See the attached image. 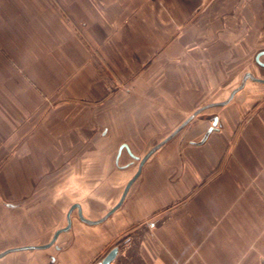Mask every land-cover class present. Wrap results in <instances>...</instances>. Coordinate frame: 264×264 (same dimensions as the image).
Here are the masks:
<instances>
[{
    "label": "crops",
    "instance_id": "1",
    "mask_svg": "<svg viewBox=\"0 0 264 264\" xmlns=\"http://www.w3.org/2000/svg\"><path fill=\"white\" fill-rule=\"evenodd\" d=\"M222 3L0 0V193L9 201L36 188H92L88 209L81 200L69 209L100 219L139 159L207 106L152 153L105 220L85 223L75 208L60 234L71 242L57 245L59 235L38 249L57 250L45 264H96L107 244L118 247L109 264H264V102L233 104L247 80L212 105L241 83L223 69ZM213 114L218 129L193 143ZM58 201L45 198L40 211Z\"/></svg>",
    "mask_w": 264,
    "mask_h": 264
},
{
    "label": "rangeland",
    "instance_id": "2",
    "mask_svg": "<svg viewBox=\"0 0 264 264\" xmlns=\"http://www.w3.org/2000/svg\"><path fill=\"white\" fill-rule=\"evenodd\" d=\"M222 2V11L219 16L221 25L218 26V31L224 39L222 43L224 71H236V75L230 74L228 78L236 76L238 84L246 72H252L255 76L264 78V67L258 65L254 60L256 53L264 49V0H222ZM262 59L264 60V56ZM228 78L226 77L225 80ZM228 93L227 90L225 95ZM254 99H256L255 103L257 100V103L260 104L264 102V85L249 79L246 87L235 97L233 104L236 105V102L244 101L245 106L247 103L252 104ZM35 190L16 201H9L0 193V252L13 246L49 242L54 232L67 224L66 214L71 201L81 200L88 209L90 204L86 200L92 198L93 189L64 187L58 188L56 195H53L50 188H47L46 191L43 189L41 193L37 188ZM55 196L59 201L52 203L51 208L47 207L46 214L41 212V202L45 198L54 199ZM6 203H13L15 206L9 207ZM98 205L102 206V204L94 206L91 203L93 207ZM77 216V210H75L73 214L75 221ZM117 228L120 229V227ZM65 234L60 235L56 242L57 245L62 243V246L66 247L71 242L69 238L62 241ZM8 245L9 247L5 248ZM111 246L113 244H107L93 263L101 261ZM55 253H57L55 247L48 251L31 249L17 253L10 252L0 260V264H22V262L23 264L28 262L45 264L49 260L48 255ZM7 259L8 262L5 261Z\"/></svg>",
    "mask_w": 264,
    "mask_h": 264
},
{
    "label": "water",
    "instance_id": "3",
    "mask_svg": "<svg viewBox=\"0 0 264 264\" xmlns=\"http://www.w3.org/2000/svg\"><path fill=\"white\" fill-rule=\"evenodd\" d=\"M264 53V51H260L257 53L256 55V59L257 61H259V57ZM260 65L264 66V63L262 62H259ZM249 79H252L254 81H257V82H264V79L263 78H259L257 76H255L253 73H246L243 78H242V81L241 83L239 84V86H237L229 95V97L224 100V101H221V102H218L217 104H212V105H224V104H227L234 96L235 94L244 87V85L246 84L247 80ZM207 106L205 107H202V108H199L198 110H196L191 116H189L180 126H178L174 132H172V135H174L177 131L180 130L181 126L183 124H185L186 122H188L189 120L193 119L199 112H201L203 109H205ZM218 122V116H215L214 117V120L212 122V124L207 128L206 132L204 133L203 135V138L198 141V142H194L193 143H202L203 141H205L207 138H208V135L209 133L215 129V126ZM170 137V136H169ZM166 138L165 140H163L162 142L158 143L157 145H155L143 158H141V161H140V164H139V168L136 172V174L134 175L133 179L130 180V182L128 183L127 187L125 188L124 192H123V195L121 197V200L113 207L111 208L106 214L105 216H103L102 218L100 219H97V220H92V219H89V218H86L83 213H82V208H81V205L80 204H74L71 206V208L69 209L68 213H67V224L61 228H59L58 230H56L51 238V240L47 243H44V244H35V245H23V246H17V247H11V248H8V249H5L3 250L2 252H0V258L7 255L8 253L10 252H13V251H18V250H30V249H46V248H49L50 246H52L53 244H55V242L57 241L59 235L63 232V231H66L70 228L71 226V213L72 211L75 209V208H78L79 209V217L80 219L85 222V223H88V224H97V223H100L102 222L103 220H105L111 213H113L117 208H119V206L121 205L123 199H124V196L126 195L129 187H130V184L132 183V181L134 179L137 178V176L140 174L141 172V169H142V166L144 164V162L148 159V157L154 152L155 149L159 148L160 146H162L168 139ZM123 146H126L128 148V146L126 144H123L121 147ZM132 154V153H131ZM132 156L136 159H138V156L136 155H133ZM7 206L9 207H13L15 206V204L13 203H6ZM56 248H59L57 245H56ZM117 252H118V247L115 246L114 248L111 249V251L99 262H97L96 264H109L112 260L115 259L116 255H117ZM50 259L53 261L54 260V256L53 255H49Z\"/></svg>",
    "mask_w": 264,
    "mask_h": 264
},
{
    "label": "flooded vegetation",
    "instance_id": "4",
    "mask_svg": "<svg viewBox=\"0 0 264 264\" xmlns=\"http://www.w3.org/2000/svg\"><path fill=\"white\" fill-rule=\"evenodd\" d=\"M260 51H264V49H263V50H260ZM260 51H259V52H260ZM257 53H258V52H257ZM257 53H256V55H257ZM256 55H255V58H254L255 62H256L258 65H260L259 62L264 63V60L262 59V57L264 56V53L259 57V61H257V59H256ZM260 66H262V65H260ZM262 67H264V66H262ZM263 79H264V78H263ZM228 97H229V96H228ZM233 98H234V97H233ZM233 98H232V99H233ZM232 99H231V100H232ZM231 100H230V101H231ZM205 109H206V108H205ZM215 116H218V122H217V124H216V126H215V129H213L210 133L216 131V130L218 129L219 125H220V122H219V118H220V116H219L218 114H213L212 116H210V118H209V120H210V122H211L210 125L212 124V122H213ZM191 121H192V119L189 120L188 122H186L185 124H183V125L181 126L180 130L177 131L174 135H172V132H171L170 134H168L163 140H165V139L168 138L169 136H170V137H169V139H168L164 144H167L168 142H170L172 139H174V138H176V137L178 138V135L180 136V134L184 131V129L189 125V123H190ZM182 123H183V122H181V124H182ZM181 124H180V125H181ZM180 125H179V126H180ZM210 125H209V126H210ZM209 126H208V127H209ZM208 127H207V128H208ZM206 130H207V129H206ZM206 130H205V132H206ZM173 132H174V131H173ZM210 133H209V135H210ZM203 135H204V134H203ZM209 135H208V136H209ZM202 138H203V136H202L199 140H195L194 142H198V141H200ZM163 140H161L160 142H162ZM206 140H207V139H206ZM206 140H205V141H206ZM192 141H193V140H190V143H191ZM160 142H159V143H160ZM203 142H204V141H203ZM203 142H202V143H203ZM164 144H163V145H164ZM195 144H197V143H195ZM199 144H201V143H199ZM160 147H161V146H160ZM160 147H159V148H160ZM123 149H127V151H128V152L130 153V155L132 156V154H131L132 151H131V149H130L129 147H128V148H127L126 146L120 147V152H121V153H122ZM157 149H158V148H157ZM157 149H155L154 152H155ZM154 152H153V153H154ZM147 153H148V152H147ZM151 155H152V154H151ZM151 155H150V156H151ZM150 156H149V157H150ZM132 157H133V156H132ZM143 157H144V156H143ZM143 157H142V158H143ZM149 157H148V158H149ZM133 158H134V157H133ZM139 161H141V159H139ZM133 162H134V161H130V162H128L127 164H125L124 166H129V165H131ZM145 162H146V161H145ZM145 162H144V163H145ZM139 164H140V162H139ZM143 165H144V164H143ZM141 171H142V169H141ZM140 173H141V172H140ZM139 175H140V174H139ZM139 175H138V176H139ZM138 176H137V177H138ZM132 182H133V181H132ZM129 188H130V187H129ZM74 210H75V209H74ZM114 247H115V246H113V248H114ZM111 249H112V248H111ZM111 249L108 250V252L102 257V259H103V258H104V257H105V256L111 251Z\"/></svg>",
    "mask_w": 264,
    "mask_h": 264
}]
</instances>
